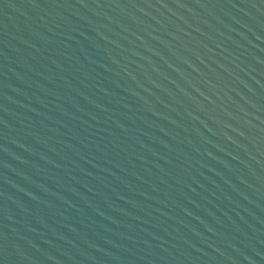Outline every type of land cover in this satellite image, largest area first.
<instances>
[{"label":"water","instance_id":"water-1","mask_svg":"<svg viewBox=\"0 0 264 264\" xmlns=\"http://www.w3.org/2000/svg\"><path fill=\"white\" fill-rule=\"evenodd\" d=\"M0 264H264V0H0Z\"/></svg>","mask_w":264,"mask_h":264}]
</instances>
